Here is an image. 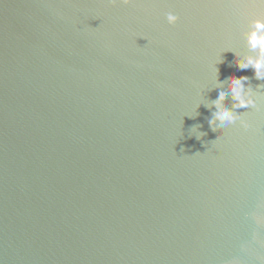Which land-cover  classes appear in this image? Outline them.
<instances>
[{
  "label": "water",
  "instance_id": "water-1",
  "mask_svg": "<svg viewBox=\"0 0 264 264\" xmlns=\"http://www.w3.org/2000/svg\"><path fill=\"white\" fill-rule=\"evenodd\" d=\"M254 19L258 0H0V264H264V80L233 53L256 54ZM216 69L248 77V129L209 128Z\"/></svg>",
  "mask_w": 264,
  "mask_h": 264
},
{
  "label": "clouds",
  "instance_id": "clouds-1",
  "mask_svg": "<svg viewBox=\"0 0 264 264\" xmlns=\"http://www.w3.org/2000/svg\"><path fill=\"white\" fill-rule=\"evenodd\" d=\"M113 3L116 0H112ZM122 4H129L131 0H119ZM258 3L264 7V0H258ZM166 21L169 25H174L178 21V16L172 12L165 15ZM245 39L251 51L255 52L254 56L240 57L233 52L237 57L235 59V67L238 70H245L251 68L253 70L254 78L257 80H264V19H254L251 21V26L245 34ZM231 51V49L226 50ZM247 76L229 75L224 80L218 79V69H216V82L214 88L217 91V97L209 104L204 105L210 112L208 118V126L215 131L217 128L223 129L227 125H233L239 122L244 129L249 128V124L241 118V113L236 109H255L257 107L256 93L252 92L247 85ZM259 87V86H258ZM228 97L232 103L230 107H226L222 101ZM205 133L200 132L197 139Z\"/></svg>",
  "mask_w": 264,
  "mask_h": 264
}]
</instances>
